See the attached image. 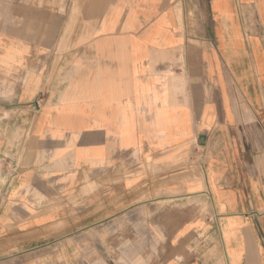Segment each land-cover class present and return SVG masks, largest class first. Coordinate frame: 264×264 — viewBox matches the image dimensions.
<instances>
[{
    "label": "crops",
    "instance_id": "obj_1",
    "mask_svg": "<svg viewBox=\"0 0 264 264\" xmlns=\"http://www.w3.org/2000/svg\"><path fill=\"white\" fill-rule=\"evenodd\" d=\"M264 264V0H0V264Z\"/></svg>",
    "mask_w": 264,
    "mask_h": 264
},
{
    "label": "rangeland",
    "instance_id": "obj_2",
    "mask_svg": "<svg viewBox=\"0 0 264 264\" xmlns=\"http://www.w3.org/2000/svg\"><path fill=\"white\" fill-rule=\"evenodd\" d=\"M42 264H43V262H42Z\"/></svg>",
    "mask_w": 264,
    "mask_h": 264
}]
</instances>
